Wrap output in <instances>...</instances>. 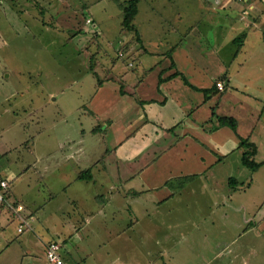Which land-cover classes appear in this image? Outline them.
<instances>
[{"label": "crops", "instance_id": "0c3cea01", "mask_svg": "<svg viewBox=\"0 0 264 264\" xmlns=\"http://www.w3.org/2000/svg\"><path fill=\"white\" fill-rule=\"evenodd\" d=\"M125 1L101 0V12ZM140 1L133 20L140 41L123 36L110 56L103 36L98 60L85 44L101 33L92 25L102 19L90 13L97 0H0V179L9 184V201L24 206L17 214L0 204V264H48L52 240L72 264H264V165L245 183L227 172L241 156L239 137L264 161V71L252 60L264 55V0H179L163 13L148 3L142 16ZM111 13L125 31L121 11ZM57 59L73 65L92 93L75 98L72 85H42V64L61 65ZM217 80L223 91H215ZM38 96L42 112L33 117ZM51 105L47 114L55 115L43 124ZM212 108L234 118L236 131L209 130ZM91 116L98 121L85 126L81 117ZM31 128L39 130L30 136ZM97 134L107 146L94 157L86 138ZM87 168L92 179H77ZM259 170L261 199H236L256 187ZM187 176L195 178L180 189L167 184ZM194 188L214 210L225 209L215 215L196 201L200 221L191 242L179 214L189 207L180 198ZM20 217L27 219L21 232Z\"/></svg>", "mask_w": 264, "mask_h": 264}, {"label": "rangeland", "instance_id": "374dc122", "mask_svg": "<svg viewBox=\"0 0 264 264\" xmlns=\"http://www.w3.org/2000/svg\"><path fill=\"white\" fill-rule=\"evenodd\" d=\"M100 1V2H99ZM238 3H245L244 0H236ZM254 1H259V0H254ZM117 3V2H116ZM150 3L154 8H156L157 11H159L160 13H163V8L165 7H170V6H175V5H178L179 4V0H141L139 2V14H145L146 12H148V6L147 4ZM97 4V5H96ZM118 5V3H117ZM106 6L105 10L103 12L102 11V3H101V0H97V2L95 3V6H94V10H90V13L91 14H98L99 15V18L102 19L101 20H98V18H96V24H93L92 25V29L94 28H101L100 30V35L96 36V38H93L91 40H89L88 42H85V44L89 43L88 45V54H93L95 55V58L100 60L99 57L103 54L101 52V49L99 51L96 52V47H99L100 48V45H103L101 44V41L103 42L104 41V37L103 36H106L108 37L109 41H110V48L107 49V48H104V50H106V52L110 55V56H113L114 53L117 52V50L122 47V45L120 44L121 43V39L123 38V36H128L129 34H133L131 33L130 31H127L126 29H124L125 31H121L120 30V27H119V24L118 26H115L117 24V20L115 19L116 16H111L112 15V11L115 10L116 8H118L120 11H121V6L118 7H112V11H110L108 5H105ZM245 11H242V13H244ZM165 18V19H164ZM164 20H167L166 16L163 17ZM97 25V26H96ZM98 32V30H97ZM117 36V37H116ZM38 45H42L43 46V55L44 56H47V50H48V44L46 43H42V44H38ZM87 46V45H86ZM99 53V54H98ZM264 57V55H263ZM263 57H259V58H252L253 60V63L257 64V71L258 72H263L264 71V58ZM114 58L116 59V56H114ZM82 62L84 61L83 58H81ZM34 61V60H32ZM47 61V60H46ZM49 61V64L47 63H43L42 64V67L45 69V74L41 80V84H50L52 86H56L57 88L61 87V86H68V85H72V91L70 92L69 96L73 95L75 98H79V95L78 93H83L85 92V90H88L86 91V94L87 93H92V92H89V91H93L91 89H89V87H91V84L88 85V81L85 80L84 83L86 84L85 86H87L88 88H85L84 89V86L81 85L80 83H78L79 80H82V79H85V77L83 78H79L75 72L73 70L70 69V67H73L75 68L73 65H67V67L65 65H63V63L60 62L59 59H57V62H59L61 65H53L52 64V61L51 60H48ZM47 61V62H48ZM78 62V60H77ZM69 64V62L67 63ZM78 65V63H77ZM33 68L37 70L36 73L39 72V68L34 66L33 65ZM89 75V80H90V83L93 82L94 83V80H96L95 78H93L92 75L88 74ZM34 76L35 74H32V78L34 79ZM102 76V75H101ZM92 78V80H91ZM30 82L28 81V84ZM35 83L36 82H32L30 84V87L28 88L29 89H32L34 90L35 88ZM81 86V87H80ZM82 88V89H80ZM83 90V91H81ZM81 91V92H80ZM37 93V91H34L33 94ZM51 98L48 99L47 97V101L49 103H52L51 102ZM34 102H35V106H32L33 108H31V112H30V116H33V117H38V115L40 114L39 112H42L40 108H38L37 106L41 105L43 102L40 100V97H35L34 98ZM48 109L50 110V113L51 111L53 112V110L55 111V107L53 105L49 106L46 110H44V120H43V124H50L51 121L49 122V120H51L53 116L47 114L49 113L48 112ZM47 114V115H46ZM78 113H77V116H76V122L78 123ZM98 118L95 116H91L90 118L88 117H81V120L84 122V125L85 126H89L90 125V122H92V125L96 122L95 121H98L97 120ZM36 120V118H35ZM94 124V125H95ZM33 128L34 126H36V124H33L32 125ZM39 129H37L36 131H38ZM36 131H34L32 128H31V133H30V136L31 135H34L36 134ZM99 134H97V136H91V138H86L87 142L89 143V147L91 145V147L93 148L94 150V157L97 156L98 154H100L102 152L103 149H105V147L107 146V144H105L106 142H102L100 144H102L100 146V144L97 142V137ZM113 141H116L113 140ZM14 152H17V150L15 148H13ZM15 155V154H13ZM237 157H233L230 161V165H227V166H230V170H228L227 172L230 173V175H234V177H236L237 179H239V182H246L247 181V178L249 177L251 173L250 170H248L246 167H243L240 163V154L237 153L236 155ZM262 168H260L261 170ZM258 171L259 175L257 174L256 175V178L254 179L256 182L258 179H260V173L261 171ZM224 169L220 171V174H219V178L221 179L223 177V175L225 173H227ZM256 174V173H255ZM254 178V175L253 177ZM250 178V179H252ZM249 179V181H250ZM257 179V180H256ZM189 182V181H188ZM190 184H193L190 183ZM95 186H97L95 184ZM259 186V183L257 182V185L256 187H252L248 193H246V195H237L236 196V199H239L241 200L242 202H245V203H249L251 204L252 201H254L256 198H259L261 199V195L259 194V191L260 188L258 187ZM212 190V189H211ZM209 189V191H211ZM93 191H94V188H93ZM183 195V194H182ZM189 198L188 196L185 194V196H183L182 198H180V200H184L182 204L180 205H185V206H189L187 208V210H182L181 213L179 214V212H175L176 215L179 214V222L181 223V228L184 229L186 228L188 230V236L191 240V242H195V232H194V225H195V222H196V219L198 221H200V216L197 217V214L199 213H196V210L194 209V206H195V203L196 201L198 202V205L200 206H203L204 208L207 207L209 204L208 203H205L203 202L204 199V196L201 194L200 190L197 189V188H194L192 190L191 193H189ZM212 196L214 197V193H212ZM243 196H244V199H243ZM61 198V197H60ZM58 198V199H60ZM95 201H98V197L95 196ZM234 202H238V200H234ZM209 210H213L215 211V215L219 214V211H223L225 208L223 205H221L220 208L218 209H215L214 210V205L212 203H210L209 207H208ZM203 213H201L200 215L202 216ZM215 215H214V212H213V217L212 219L210 220V218L208 217L206 220H204L202 226H209L207 225V223L212 220L215 219ZM174 218H176L175 216H173ZM192 223V224H191ZM211 235H209L208 237L210 238ZM237 242H244V239H239ZM264 240L262 239V242L258 241V243H263Z\"/></svg>", "mask_w": 264, "mask_h": 264}, {"label": "trees", "instance_id": "16d2710c", "mask_svg": "<svg viewBox=\"0 0 264 264\" xmlns=\"http://www.w3.org/2000/svg\"><path fill=\"white\" fill-rule=\"evenodd\" d=\"M138 1L139 0H126L125 3L122 4V6H121V16H122L121 17V25L127 31H130L131 33H133L135 38L137 39V41H140L138 32L136 31L135 26L133 25V20H134L135 15L137 14V11H138ZM240 42H241L240 39H238L236 41L237 47H239ZM238 49L239 48H237V50ZM214 86H215V91L216 90L218 91V89L216 88V85H214ZM204 92H205V97H207L208 96V90H204ZM211 117L215 120V124H213L209 130L212 131L219 126H228L234 132L236 131V121L234 118L229 117V116L216 115L214 108H212ZM96 127H99V125H97ZM93 129H95V128H93ZM239 148H241V150H242L241 156H240L241 163L248 170L255 171L258 167L264 165V161H260V162L255 161L254 156L256 153V146L252 142H250L249 139L239 137ZM76 177L79 180H86V181L91 180L92 179L91 169L87 168L85 170L80 171ZM194 178H195V176L179 177V178L169 180L167 182V184L168 185L170 184L172 189L175 188L177 190V189L182 188L185 185V183L193 180ZM232 181L235 182V179L230 178L229 184ZM97 197L99 199L100 196H97ZM52 241H55V240H52ZM61 250H62V246H61ZM61 254H62V251H61ZM63 258H64V256H63Z\"/></svg>", "mask_w": 264, "mask_h": 264}, {"label": "built area", "instance_id": "2783aa9c", "mask_svg": "<svg viewBox=\"0 0 264 264\" xmlns=\"http://www.w3.org/2000/svg\"><path fill=\"white\" fill-rule=\"evenodd\" d=\"M90 22V19H87ZM216 88L219 91H223L225 88V82L223 80H217L215 82ZM9 184L7 180L0 179V204H9L15 213L19 214L23 211V204L17 203L16 201H9L8 196ZM27 225V219L20 217V225L17 230L21 232ZM45 257L48 264H72L65 261L61 254V244L58 241H50L45 247Z\"/></svg>", "mask_w": 264, "mask_h": 264}]
</instances>
